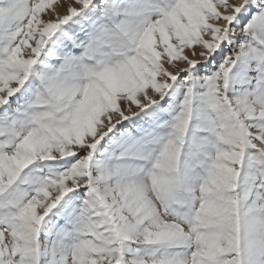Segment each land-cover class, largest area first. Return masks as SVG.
Here are the masks:
<instances>
[{
    "label": "snow or ice",
    "instance_id": "obj_1",
    "mask_svg": "<svg viewBox=\"0 0 264 264\" xmlns=\"http://www.w3.org/2000/svg\"><path fill=\"white\" fill-rule=\"evenodd\" d=\"M0 264H264V0H0Z\"/></svg>",
    "mask_w": 264,
    "mask_h": 264
}]
</instances>
